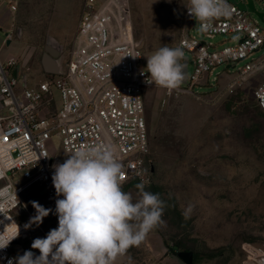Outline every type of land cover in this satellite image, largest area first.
Returning <instances> with one entry per match:
<instances>
[{"label": "rangeland", "instance_id": "374dc122", "mask_svg": "<svg viewBox=\"0 0 264 264\" xmlns=\"http://www.w3.org/2000/svg\"><path fill=\"white\" fill-rule=\"evenodd\" d=\"M253 1L264 14V0ZM84 2L22 0L16 14L0 6L2 61L14 60L31 83L42 80L43 57L53 56L50 49H61V59L68 56ZM187 4L188 0H131L134 35L137 42L144 41L145 68L147 56L164 46L178 47L185 35L213 45L211 50L216 51L239 43L237 36H199L198 22L191 27L187 17ZM250 17L264 31V22L255 14ZM8 32L12 42L3 49ZM184 56L192 74L195 55L185 51ZM263 58L264 49L252 57L254 61ZM250 60L216 67L211 83L196 87L200 96L171 97L165 88L155 85L145 91L153 174L144 185L165 202L164 224L151 230L115 264H129V257L131 264H186L178 257L184 251L194 252V264H242L251 248H264V113L254 97L263 76L239 81L232 91L227 89L230 81L239 80V71ZM215 78H220L218 84ZM58 96L55 92L56 99ZM50 145L64 161L59 138ZM138 183L132 181L122 188L135 197ZM33 201L50 209L40 188L34 186L24 193L22 208L12 213L15 220L30 222L29 214H37ZM57 222L56 212L51 211L42 225ZM36 238L40 236L20 238L15 249Z\"/></svg>", "mask_w": 264, "mask_h": 264}, {"label": "built area", "instance_id": "2783aa9c", "mask_svg": "<svg viewBox=\"0 0 264 264\" xmlns=\"http://www.w3.org/2000/svg\"><path fill=\"white\" fill-rule=\"evenodd\" d=\"M21 1L0 0V6L16 14ZM239 2L244 1L228 0L231 16L214 19L212 28L201 32L206 38L237 36L236 46L216 51L196 38L185 35L180 40L178 47L195 55L196 67L186 85L166 89L169 96H200L196 87L209 85L216 67L237 66L251 59L239 71V80L230 81L227 89L232 91L239 81L262 75L254 97L264 112V58L252 59L264 49V31ZM187 17L193 27L195 19L188 11ZM10 37L7 34V39ZM137 44L131 0H85L76 38L58 74L31 83L23 74L16 78L17 63L8 59L5 64L0 55V238L12 239L7 248L0 249V264H8L28 250L40 254L31 248L32 242L18 250L15 246L30 234L45 238L58 228V222L26 228L27 219L15 220L12 213L22 208L24 193L34 186L55 212L56 200L63 197L56 195L52 165L63 163L82 146L113 145L123 165L122 185L133 180L150 183L153 167L148 161L151 141L145 91L155 84L146 82L150 73L143 66V51ZM219 79L214 82L218 84ZM55 137L60 140L64 161L52 151ZM242 264H264V248H251Z\"/></svg>", "mask_w": 264, "mask_h": 264}, {"label": "clouds", "instance_id": "9594fccd", "mask_svg": "<svg viewBox=\"0 0 264 264\" xmlns=\"http://www.w3.org/2000/svg\"><path fill=\"white\" fill-rule=\"evenodd\" d=\"M186 7L201 32L211 29L214 19L232 14L228 0H188ZM183 59L180 47L155 50L147 56L150 77L146 82L177 89L185 80ZM52 168L56 195L63 197L56 200L58 228L45 238L34 239L31 248L38 249L39 255L28 250L8 264H115L151 230L164 224L165 202L158 193L146 191L143 182L135 185V197L123 190V165L113 145L82 146ZM32 205L37 214L26 228L39 226L51 212L38 202ZM11 240L0 238V249L7 248Z\"/></svg>", "mask_w": 264, "mask_h": 264}, {"label": "water", "instance_id": "95a60500", "mask_svg": "<svg viewBox=\"0 0 264 264\" xmlns=\"http://www.w3.org/2000/svg\"><path fill=\"white\" fill-rule=\"evenodd\" d=\"M231 1L235 2L237 0H231ZM238 6L242 10L246 11L249 14L257 15L260 18V20H262V22H264V14L263 13H259L257 11V9L255 7V3H254L253 0H248V1H245V2H239ZM197 25H198L197 26L198 27L197 28V32H198L199 36L204 37V35L199 30V23ZM143 43H144V41L141 40V42H138L137 47L139 49H142ZM240 43H241V41H240ZM50 51L52 52L54 57H57L59 55L60 49L59 48H56L54 50L50 49ZM181 62L184 64V72H185V80L182 82V85H186L188 83V80H189V68H188V64L189 63H188V59L184 56V59ZM44 64H45L47 70L50 71L49 74H53V75L58 74L59 70H57L56 62L53 61V60H50L48 55L44 56ZM228 68H235V67L234 66H229ZM21 75H22L21 68L18 66L15 69V71H14V76L16 78H19ZM178 257L183 262H185L186 264H194V261H195L194 252H190V251L179 252L178 253Z\"/></svg>", "mask_w": 264, "mask_h": 264}, {"label": "crops", "instance_id": "0c3cea01", "mask_svg": "<svg viewBox=\"0 0 264 264\" xmlns=\"http://www.w3.org/2000/svg\"><path fill=\"white\" fill-rule=\"evenodd\" d=\"M61 52L62 51L60 49L59 55L57 57H54V56L51 57V55H49V53L47 54L49 56V59L50 60H53V61L56 62V64H57V70H60V67L62 66V64H64L65 60L68 57L67 56L66 59L65 58L61 59ZM42 70H43V75H48L50 73V71L47 70V68H46V66L44 64V57H43V63H42Z\"/></svg>", "mask_w": 264, "mask_h": 264}, {"label": "flooded vegetation", "instance_id": "af4514ba", "mask_svg": "<svg viewBox=\"0 0 264 264\" xmlns=\"http://www.w3.org/2000/svg\"><path fill=\"white\" fill-rule=\"evenodd\" d=\"M7 34L10 35V33L8 32ZM7 34H6V39L5 41H3L2 43V46H3V49H5L6 47H9L11 45V37L9 39H7Z\"/></svg>", "mask_w": 264, "mask_h": 264}, {"label": "trees", "instance_id": "16d2710c", "mask_svg": "<svg viewBox=\"0 0 264 264\" xmlns=\"http://www.w3.org/2000/svg\"><path fill=\"white\" fill-rule=\"evenodd\" d=\"M256 100V99H255ZM257 102V101H256ZM258 103V102H257ZM258 106H259V104H258ZM260 107V106H259ZM261 108V107H260ZM262 110V109H261ZM262 112H263V110H262ZM264 113V112H263ZM151 141V140H150ZM150 159H151V154H150V156H149V158H148V161H150ZM133 181H136V180H133ZM129 182H132V181H129ZM129 182H127V183H125V184H123L122 185V187L123 186H125L126 184H128ZM138 182V181H137ZM19 243V242H18ZM15 250V249H14Z\"/></svg>", "mask_w": 264, "mask_h": 264}]
</instances>
